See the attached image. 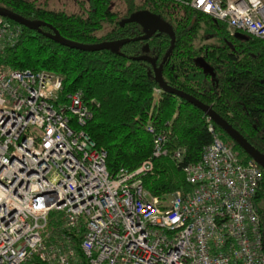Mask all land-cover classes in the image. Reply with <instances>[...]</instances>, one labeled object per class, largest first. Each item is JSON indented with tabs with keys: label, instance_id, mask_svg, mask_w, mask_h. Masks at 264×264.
<instances>
[{
	"label": "built area",
	"instance_id": "obj_1",
	"mask_svg": "<svg viewBox=\"0 0 264 264\" xmlns=\"http://www.w3.org/2000/svg\"><path fill=\"white\" fill-rule=\"evenodd\" d=\"M183 4L264 42V0ZM20 36L19 26L0 17V53ZM62 93L57 75L0 66V264H264L255 203L263 173L241 161L208 117L211 142L196 164L181 168L189 189L161 202L143 177L161 158L183 164L184 150L169 147L170 132L148 122L150 157L112 176L106 153L85 131L96 102L81 91ZM51 213L61 221L56 236Z\"/></svg>",
	"mask_w": 264,
	"mask_h": 264
},
{
	"label": "trees",
	"instance_id": "obj_2",
	"mask_svg": "<svg viewBox=\"0 0 264 264\" xmlns=\"http://www.w3.org/2000/svg\"><path fill=\"white\" fill-rule=\"evenodd\" d=\"M112 1L88 0L85 15L48 10L36 0H0V7L25 19L46 23L63 38L80 44L139 37L145 33L143 27L135 23L121 26L120 22L139 10L160 16L175 35L174 49L162 68L167 85L210 106L264 154V42L253 37L239 38L224 24L186 7L183 2L188 0H120L126 6L121 17L109 9ZM19 27L21 36L16 44L0 53V66L52 73L62 79L63 98L81 91L86 101H95L93 118L85 131L96 148L106 153L110 175H116L120 169L132 172L150 157L153 142L146 131L150 122L170 132L169 147L183 149L184 160L180 165L168 158L155 160L153 172L143 177L145 190L165 202L173 192L189 189L181 168L196 164L203 148L211 142L206 116L177 96L163 91L156 96L154 89L159 87L151 65L130 59L148 56L158 66L170 44L166 34L127 43L118 54L111 50L78 51ZM41 30L50 32L47 27ZM145 44L147 53L143 52ZM198 60L211 69V74L204 71ZM166 123L170 125L165 126ZM216 132L225 144L239 152L242 162L251 160L217 126ZM261 171L263 183L255 200L257 205L264 198V170ZM259 212L264 226L263 211ZM48 229L51 236L61 231V221L54 213L49 215ZM72 238L77 247L80 237L73 234ZM78 255L83 257L79 249ZM37 262L33 259L25 264Z\"/></svg>",
	"mask_w": 264,
	"mask_h": 264
},
{
	"label": "water",
	"instance_id": "obj_3",
	"mask_svg": "<svg viewBox=\"0 0 264 264\" xmlns=\"http://www.w3.org/2000/svg\"><path fill=\"white\" fill-rule=\"evenodd\" d=\"M0 17L7 19L16 23L17 25L27 28L29 30L35 31L38 34H42L43 36L51 39L57 44L68 47L71 49H75L82 52H99L103 50H111L119 54L120 48L130 42L137 41H147L152 36L163 33L169 37L170 44L168 50L164 54L160 64L157 66L156 61L148 56H141L138 58H130L131 60L136 61H144L151 65L154 79L157 83L158 87L164 92L170 95H174L179 97L180 99L186 101L192 106L196 107L200 110L206 117H208L220 130H222L234 144H236L252 161H254L262 170H264V155L258 151L255 147H253L245 138H243L235 129H233L223 118H221L210 106L203 104L198 101L194 97L186 94L180 90L174 89L167 85L162 77V68L167 59L170 57L175 44V35L173 33L172 27L160 16L150 13L147 10H139L133 12L129 15L127 19H124L120 22V25L123 26L124 23H135L144 28L145 33L139 37H135L132 39H121L110 42H101L97 44H80L77 42H73L63 38L59 32L53 28L52 26L36 21V20H28L23 18L22 16L15 14L14 12L0 7ZM47 27L50 32H43L41 28ZM239 38L243 36L239 33L236 34ZM143 52H148V44L143 46ZM198 64L204 69L205 72L211 74V69L203 63V61L198 60Z\"/></svg>",
	"mask_w": 264,
	"mask_h": 264
},
{
	"label": "rangeland",
	"instance_id": "obj_4",
	"mask_svg": "<svg viewBox=\"0 0 264 264\" xmlns=\"http://www.w3.org/2000/svg\"><path fill=\"white\" fill-rule=\"evenodd\" d=\"M36 3L48 10L63 11L71 15H85L89 9L88 0H36ZM109 9L118 12L120 17L126 13V6L120 0L112 1ZM258 207L264 214V198L258 203Z\"/></svg>",
	"mask_w": 264,
	"mask_h": 264
},
{
	"label": "flooded vegetation",
	"instance_id": "obj_5",
	"mask_svg": "<svg viewBox=\"0 0 264 264\" xmlns=\"http://www.w3.org/2000/svg\"><path fill=\"white\" fill-rule=\"evenodd\" d=\"M237 34V33H236ZM240 34V33H239ZM243 37L242 38H246V37H249L247 35H244V34H241ZM229 138V137H228ZM231 140V139H230ZM232 141V140H231ZM264 155V154H263Z\"/></svg>",
	"mask_w": 264,
	"mask_h": 264
},
{
	"label": "bare ground",
	"instance_id": "obj_6",
	"mask_svg": "<svg viewBox=\"0 0 264 264\" xmlns=\"http://www.w3.org/2000/svg\"><path fill=\"white\" fill-rule=\"evenodd\" d=\"M230 139V138H229Z\"/></svg>",
	"mask_w": 264,
	"mask_h": 264
}]
</instances>
